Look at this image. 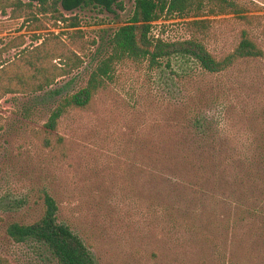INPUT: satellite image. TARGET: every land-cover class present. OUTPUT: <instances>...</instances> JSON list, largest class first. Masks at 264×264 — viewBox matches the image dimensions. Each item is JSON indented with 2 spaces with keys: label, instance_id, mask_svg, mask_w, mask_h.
I'll return each mask as SVG.
<instances>
[{
  "label": "rangeland",
  "instance_id": "1",
  "mask_svg": "<svg viewBox=\"0 0 264 264\" xmlns=\"http://www.w3.org/2000/svg\"><path fill=\"white\" fill-rule=\"evenodd\" d=\"M238 2L251 25L210 15L208 28L195 33L169 18L154 23L152 33L166 41L196 34L219 58L247 29L264 49V0ZM133 5L122 0V9L63 13L77 19L75 29L51 20L32 31L9 10L0 14V68L39 45L38 34L72 41L81 61L38 94L0 98V264H56L6 232L12 223L39 220L45 195L97 264H264L261 61L243 60L218 75L188 63V75L173 86L164 84L172 76L162 83L128 64L88 109L68 113L52 133L43 128L56 102L85 85L97 45L128 21ZM20 40L22 47L9 48Z\"/></svg>",
  "mask_w": 264,
  "mask_h": 264
},
{
  "label": "trees",
  "instance_id": "2",
  "mask_svg": "<svg viewBox=\"0 0 264 264\" xmlns=\"http://www.w3.org/2000/svg\"><path fill=\"white\" fill-rule=\"evenodd\" d=\"M133 10L126 23L102 39L95 50V67L89 73L85 85L74 93L60 98L44 124L47 133L57 130L62 117L73 111L88 109L95 97L106 91L118 80V69L128 64L144 68L157 74L162 82L168 75L173 86L174 78L188 75L185 65L192 63L204 73L221 74L243 60H258L264 63V49L252 38L249 30L242 29L232 51L222 57H215L192 34L188 39L166 41L154 36V23L177 18L186 21L195 33L208 28L207 16L232 15L245 24H252L248 9L238 0H133ZM93 6L111 11L113 6L122 9V0H0V14L7 10L14 20L33 24L32 31H42L47 21L66 24L67 29L79 27L75 17L63 13ZM207 14V15H206ZM72 34L80 31L74 30ZM52 39L33 35L34 41L42 42L32 49H22L18 59L7 68H0V98L7 94H38L51 87L57 78L68 76L79 68L81 61L76 49L70 48L72 41L65 43L58 35ZM81 38L80 36H77ZM73 40V39H72ZM24 41L9 48L22 47ZM94 45V43H93ZM63 62L58 67L53 61ZM2 65H0L1 67ZM166 71H169L166 74ZM163 83V82H162ZM58 207L49 195L44 196V212L39 220L31 224H10L7 235L15 243L30 242L50 257L56 264H97L93 253L70 226L58 220Z\"/></svg>",
  "mask_w": 264,
  "mask_h": 264
}]
</instances>
